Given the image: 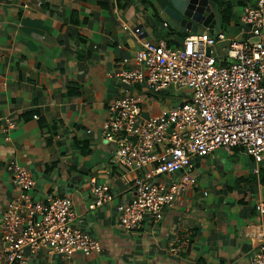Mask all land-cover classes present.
Returning <instances> with one entry per match:
<instances>
[{"label": "crops", "instance_id": "1", "mask_svg": "<svg viewBox=\"0 0 264 264\" xmlns=\"http://www.w3.org/2000/svg\"><path fill=\"white\" fill-rule=\"evenodd\" d=\"M220 1L210 0L212 18L195 32L248 36L240 15L257 0ZM123 23L141 27V38ZM185 33L156 0H0V215L21 194L7 169L15 159L36 180L32 199L70 196L77 223L101 245L99 252L70 258L27 251L24 264H251L258 251L254 234L264 226L256 209L264 201V160L257 163L242 148L195 156L187 170L153 179L170 183L188 170L194 178L161 217L145 213L133 231L117 218L116 205L135 195V173L112 162L116 147L103 137L108 108L116 98L138 94L146 115L171 109L166 89L153 93L121 73L143 70L140 40L174 47ZM92 178L110 183L112 202L89 208Z\"/></svg>", "mask_w": 264, "mask_h": 264}, {"label": "built area", "instance_id": "2", "mask_svg": "<svg viewBox=\"0 0 264 264\" xmlns=\"http://www.w3.org/2000/svg\"><path fill=\"white\" fill-rule=\"evenodd\" d=\"M240 20L248 32L244 38L184 29L186 36L178 46L140 40L143 70L121 73L124 81L145 83L153 93L170 86L191 90L161 114L146 115L138 94L116 98L108 108L103 137L116 147L112 162L135 173L133 199L116 205L118 221L126 231L138 228L145 213L162 216L165 206L194 178L188 170L170 183L153 179L187 170L195 156L238 147L257 163L263 162L264 0L244 6ZM123 27L138 38L143 35L139 26L123 23ZM8 124L13 125L9 120ZM7 169L21 194L0 215L5 264H24L27 251L48 249L68 258L75 252L90 255L101 251L98 240L77 223L70 196L34 201L30 191L36 180L31 171L15 159L8 162ZM91 187L90 209L115 199L110 183L92 178ZM256 209L263 215L264 201L258 202ZM254 236L258 251L251 264H264L263 225H258Z\"/></svg>", "mask_w": 264, "mask_h": 264}, {"label": "water", "instance_id": "3", "mask_svg": "<svg viewBox=\"0 0 264 264\" xmlns=\"http://www.w3.org/2000/svg\"><path fill=\"white\" fill-rule=\"evenodd\" d=\"M180 22L184 29L197 31L209 23L214 13L210 0H156ZM171 2V5L168 3ZM213 33V30H211Z\"/></svg>", "mask_w": 264, "mask_h": 264}, {"label": "rangeland", "instance_id": "4", "mask_svg": "<svg viewBox=\"0 0 264 264\" xmlns=\"http://www.w3.org/2000/svg\"><path fill=\"white\" fill-rule=\"evenodd\" d=\"M220 25V24H219ZM220 28V26H218V29ZM240 32V29H237V33ZM239 36H237L238 38ZM166 90L169 92L166 94V97L169 98L171 100V105H176L178 104L180 101H182V97L180 96V92H178V88L177 87H167ZM181 93H188L191 94V90L189 89H185L183 90ZM152 114V113H150Z\"/></svg>", "mask_w": 264, "mask_h": 264}, {"label": "trees", "instance_id": "5", "mask_svg": "<svg viewBox=\"0 0 264 264\" xmlns=\"http://www.w3.org/2000/svg\"><path fill=\"white\" fill-rule=\"evenodd\" d=\"M213 1L216 2V3H218L219 6L222 5V3H221L220 0H213ZM227 12H228L227 9H222L221 10L220 20H221L222 23H226L227 21H229V17H228V13Z\"/></svg>", "mask_w": 264, "mask_h": 264}]
</instances>
